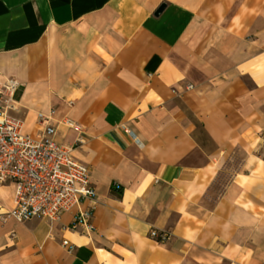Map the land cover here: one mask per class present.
<instances>
[{"label": "crops", "instance_id": "0c3cea01", "mask_svg": "<svg viewBox=\"0 0 264 264\" xmlns=\"http://www.w3.org/2000/svg\"><path fill=\"white\" fill-rule=\"evenodd\" d=\"M8 79L25 132L80 126L94 229L0 183V264H264V0H0Z\"/></svg>", "mask_w": 264, "mask_h": 264}, {"label": "built area", "instance_id": "2783aa9c", "mask_svg": "<svg viewBox=\"0 0 264 264\" xmlns=\"http://www.w3.org/2000/svg\"><path fill=\"white\" fill-rule=\"evenodd\" d=\"M16 87L14 79L0 86V183L13 186L10 215L19 222L32 218L59 220L64 212L75 210L70 228L80 226L90 236L94 229L93 206L81 204L94 198L95 189L89 168L73 154L83 142L81 128L66 119L65 124L77 132L75 142H57L55 125L49 116L38 112L41 133L33 136L25 132L22 120L12 114L17 110ZM114 188L120 186L115 184ZM148 235L158 242L168 237L156 229H149ZM61 245L69 252L73 249L67 240H62Z\"/></svg>", "mask_w": 264, "mask_h": 264}, {"label": "water", "instance_id": "95a60500", "mask_svg": "<svg viewBox=\"0 0 264 264\" xmlns=\"http://www.w3.org/2000/svg\"><path fill=\"white\" fill-rule=\"evenodd\" d=\"M164 7H165L164 3L160 4L159 7L155 10V15H158Z\"/></svg>", "mask_w": 264, "mask_h": 264}]
</instances>
